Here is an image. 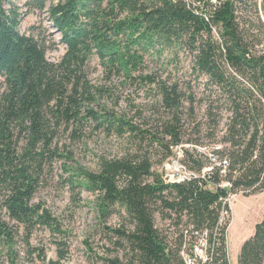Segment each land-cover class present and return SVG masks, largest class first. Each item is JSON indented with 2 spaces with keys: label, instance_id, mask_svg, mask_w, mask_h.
Wrapping results in <instances>:
<instances>
[{
  "label": "trees",
  "instance_id": "trees-1",
  "mask_svg": "<svg viewBox=\"0 0 264 264\" xmlns=\"http://www.w3.org/2000/svg\"><path fill=\"white\" fill-rule=\"evenodd\" d=\"M16 1L0 0V264H18V235L27 256L63 264L66 231L33 199L64 157L56 142L98 132L134 146L121 157L100 158L96 170H67L66 182L95 195L103 218L125 213L108 230L123 256L107 249L105 264H185L179 227L189 223L208 228L210 243L215 237L212 263L229 264L228 221L217 227L221 207L229 210L222 201L264 191V2ZM32 12L46 13L61 35L58 61L46 56L54 42L20 32ZM165 54L173 62L185 56L191 78H162L147 69L145 56ZM93 59L102 84L89 79ZM118 85L152 92L157 104L149 109L158 118L138 123L127 116L114 96ZM152 146L164 152L160 163L177 156L191 177L169 182L153 169L146 151ZM156 215L167 221L164 229L155 225ZM38 230L53 237L56 259L31 247ZM237 264H264V217L242 243Z\"/></svg>",
  "mask_w": 264,
  "mask_h": 264
},
{
  "label": "rangeland",
  "instance_id": "rangeland-1",
  "mask_svg": "<svg viewBox=\"0 0 264 264\" xmlns=\"http://www.w3.org/2000/svg\"><path fill=\"white\" fill-rule=\"evenodd\" d=\"M258 2L261 3L262 7L264 0H258ZM22 3L23 0L16 1V5ZM260 19L264 24L263 10L260 11ZM19 29L21 33L27 35L30 33L41 34L45 36L48 42L55 43V47L47 50L48 60L56 62L63 55L65 45L61 43V35L48 21L46 13L32 12L28 14L21 21ZM159 60L157 56H145L147 69L156 70L162 78L167 77L168 74L173 79L189 80L191 78L189 76V60L185 59V56L181 55L177 62H173L171 57L165 54ZM89 79L93 84L104 82L101 67L96 59H93L90 64ZM197 95V97L201 96L200 94ZM114 96L120 97L119 105L122 106V110L126 112L127 116L135 118L138 123L153 121L158 118L156 108L149 109L150 106L157 104V98L152 92L149 93L128 85L125 87L118 85ZM116 109L120 111L118 107ZM137 110L141 111L140 115H136ZM197 114L201 117L202 110L198 111ZM183 122L185 124L192 122V118L187 112H185ZM56 143L64 157L55 161L47 182L39 188L33 202L45 206L58 219L61 229L66 231V237L60 236V239L65 241L69 254L62 263L105 264L103 258L107 257L108 251H112L109 253L110 255H117L122 258V250L113 244L115 238L108 230L122 224L125 213L121 211L120 215L111 214L107 218H103L97 206L95 195L79 186L71 188L72 186L66 182L69 177L67 170L74 167L96 170L100 158L121 157L134 146L131 147L126 137H118L114 134L105 135L102 132L86 135L85 138L73 143L71 139L64 136ZM146 151L153 162L154 170L168 175L182 173L176 163L177 156H171L160 163L159 161L164 155L160 147H148ZM228 205L227 253L229 264H237L242 243L252 236L255 225L264 217V191L248 196L241 192L231 195ZM155 225L164 229L167 226V221L156 215ZM52 239L53 237L48 232L38 230L32 235L29 242L31 247L43 248L47 259H56L57 251L52 244ZM15 240V248L19 254L18 264H40L36 254L31 257L27 256V248L20 235Z\"/></svg>",
  "mask_w": 264,
  "mask_h": 264
},
{
  "label": "built area",
  "instance_id": "built-area-1",
  "mask_svg": "<svg viewBox=\"0 0 264 264\" xmlns=\"http://www.w3.org/2000/svg\"><path fill=\"white\" fill-rule=\"evenodd\" d=\"M176 163L182 173L177 175H168L167 173H164L165 178L169 182L181 181L185 178H190L191 173L185 170L178 159H176ZM230 197L223 199V204L225 202L229 203ZM228 212L229 210H226L224 206L221 207L217 227L223 225L227 221ZM179 229L180 234L183 237L180 254L183 257L185 264H196V260H200L201 264H213L211 255L214 251L215 237L210 243V236L212 232L208 228H197L192 223L180 226ZM216 230L217 229L213 231V236H215Z\"/></svg>",
  "mask_w": 264,
  "mask_h": 264
}]
</instances>
